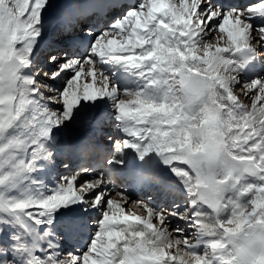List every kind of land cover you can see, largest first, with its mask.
<instances>
[{"label": "snow or ice", "instance_id": "6c2138e0", "mask_svg": "<svg viewBox=\"0 0 264 264\" xmlns=\"http://www.w3.org/2000/svg\"><path fill=\"white\" fill-rule=\"evenodd\" d=\"M0 264H264V0H0Z\"/></svg>", "mask_w": 264, "mask_h": 264}, {"label": "bare ground", "instance_id": "6f19581e", "mask_svg": "<svg viewBox=\"0 0 264 264\" xmlns=\"http://www.w3.org/2000/svg\"><path fill=\"white\" fill-rule=\"evenodd\" d=\"M112 135L113 137H115L117 135L116 133V130H115V127L110 125L101 135V144L103 146H105L106 148H109L111 147V143L110 141L107 139V136L108 135ZM93 158H88L87 160L92 161ZM148 165H151V161H148L147 162V165L145 164H141V162L139 161H134V160H131L130 158V167H129V173H135V174H143L144 175V168Z\"/></svg>", "mask_w": 264, "mask_h": 264}]
</instances>
